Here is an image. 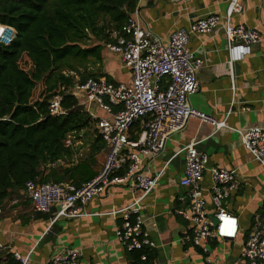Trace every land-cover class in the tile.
Returning a JSON list of instances; mask_svg holds the SVG:
<instances>
[{"label": "built area", "instance_id": "1", "mask_svg": "<svg viewBox=\"0 0 264 264\" xmlns=\"http://www.w3.org/2000/svg\"><path fill=\"white\" fill-rule=\"evenodd\" d=\"M141 1L123 27L122 35H114L116 42L106 45L107 53L118 57L122 68L129 72L131 82L114 84L102 78L82 83L76 77L73 87L65 92L77 98L106 144L107 155L102 168L81 187L72 182L39 184L32 181L26 184L24 190L37 214L47 215L60 207L55 220L89 216L85 207L93 199L104 196L111 185L143 190L142 197L135 199L129 207L106 214L114 219L120 214L123 216L122 225L116 229V238L127 252L145 247L156 248L139 213L142 200L157 188L160 175H144L145 160L157 158L164 151L167 140L183 131L192 118L211 124L216 129L226 126L225 122L218 123L214 117L191 106V97L200 90L198 73L206 66V60L189 49L191 39L223 31L232 68L235 63L251 56L253 46L261 40L257 29L232 25V18L242 13L243 5L242 0H230L225 17L211 14L199 19L189 29L174 31L166 44L141 24ZM16 37L17 32L13 27L0 24V44L10 46ZM65 75L74 73L66 72ZM62 102V95L49 101L51 116L67 114ZM93 106L96 111L92 109ZM99 112L103 115L100 116ZM137 124L141 125V130L132 137ZM240 137L244 148L264 168V127L241 130ZM75 140L76 134L73 133L68 136L65 145L73 147ZM198 144L193 141L182 150L185 154V171L180 186L188 194L187 200H179L181 207L174 214L186 223L182 246L208 254L212 242H235L240 235L238 217L226 208L231 193L236 189L237 171L213 167L209 171L212 184L209 189L203 188L209 156L199 151ZM205 194L210 196L215 206V212L211 215L206 211ZM8 247L0 242V263L10 254ZM11 254L20 264L31 262L29 256L23 257L16 252ZM82 256L78 248L57 250L48 264H81ZM240 256L247 264H264L262 214L255 215L247 240L241 244Z\"/></svg>", "mask_w": 264, "mask_h": 264}, {"label": "crops", "instance_id": "2", "mask_svg": "<svg viewBox=\"0 0 264 264\" xmlns=\"http://www.w3.org/2000/svg\"><path fill=\"white\" fill-rule=\"evenodd\" d=\"M229 2L142 0L140 20L145 29L168 44L174 31L189 29L199 19L211 14L225 17ZM242 5L243 11L232 18V25H244L259 31L261 40L253 46L251 56L235 63L232 68L223 31L212 36L194 37L188 46L206 60V66L198 73L200 90L191 97V106L214 117L218 123L225 122L226 126L216 129L192 118L183 131L167 140L164 151L157 158L145 160L143 174L160 175L157 188L142 200L139 213L156 246L158 256L154 264H247L240 256L241 244L247 240L255 215L264 216V168L244 148L240 137L241 130L264 127V0H242ZM104 55L105 71L113 81L129 84L131 76L122 68L120 59L108 53ZM99 114L103 115L102 112ZM140 130L141 125L137 124L132 137ZM82 134L76 135L73 144L75 164L90 152L93 143L84 149L83 141L78 138ZM193 141L199 143V151L209 156L203 188L209 189L212 184L211 168L237 171L236 189L226 208L238 217L240 235L235 242H212L208 254L182 246L186 223L174 214L181 207L179 200H187L188 191L180 186L185 171L182 150ZM106 155L107 148L97 155V164L93 168L96 174ZM143 193L141 189L131 190L125 185H111L104 196L93 199L85 207L89 216L55 220L57 209L47 215L35 213L31 201L22 191L1 207L0 242L9 246L10 254L16 252L23 257L29 256L30 264H48L55 251L72 248L81 250V264H131L116 238V229L123 216L120 214L114 219L106 214L129 207ZM205 200L206 211L211 215L215 206L208 194H205Z\"/></svg>", "mask_w": 264, "mask_h": 264}, {"label": "trees", "instance_id": "3", "mask_svg": "<svg viewBox=\"0 0 264 264\" xmlns=\"http://www.w3.org/2000/svg\"><path fill=\"white\" fill-rule=\"evenodd\" d=\"M138 4L0 0V24L17 32L10 46L0 44V208L19 196L28 182H72L81 187L96 176V157L106 144L95 130L90 152L73 162L75 149L65 141L94 125L77 98L65 92L76 77L82 83L106 78L117 84L103 71L106 45L116 42L114 35H122ZM58 95L67 114L53 117L49 101ZM125 253L131 264H154L158 256L148 247ZM0 264L20 263L9 254Z\"/></svg>", "mask_w": 264, "mask_h": 264}, {"label": "rangeland", "instance_id": "4", "mask_svg": "<svg viewBox=\"0 0 264 264\" xmlns=\"http://www.w3.org/2000/svg\"><path fill=\"white\" fill-rule=\"evenodd\" d=\"M105 70V68H104V65H103V71ZM92 109L94 110V111H96V107L95 106H93L92 107ZM95 127L94 126H92L89 130H86V131H84L83 132V134L81 135V136H78V138H80L82 141H83V143H84V149L86 148H89V144H91L92 142H93V140L96 138V132H95Z\"/></svg>", "mask_w": 264, "mask_h": 264}, {"label": "water", "instance_id": "5", "mask_svg": "<svg viewBox=\"0 0 264 264\" xmlns=\"http://www.w3.org/2000/svg\"><path fill=\"white\" fill-rule=\"evenodd\" d=\"M57 210H60V207H58Z\"/></svg>", "mask_w": 264, "mask_h": 264}]
</instances>
